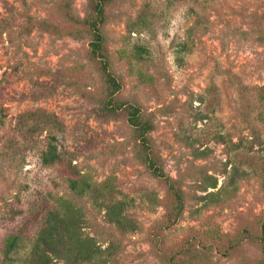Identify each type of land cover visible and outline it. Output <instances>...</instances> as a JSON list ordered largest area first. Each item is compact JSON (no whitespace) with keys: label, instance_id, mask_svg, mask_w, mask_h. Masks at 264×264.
<instances>
[{"label":"rangeland","instance_id":"obj_1","mask_svg":"<svg viewBox=\"0 0 264 264\" xmlns=\"http://www.w3.org/2000/svg\"><path fill=\"white\" fill-rule=\"evenodd\" d=\"M87 3L0 0V249L32 201L49 194L81 209L82 232L104 250L103 264H261L254 237L264 221V0L105 7L101 31L121 83L115 102L140 106L152 152L183 194L167 230L165 181L139 158L126 111L101 112L106 84L89 55L91 36L67 18L88 15ZM35 110L58 118L62 164L41 165L33 146L25 158L3 150L17 117ZM81 176L97 185L99 203L125 201L132 228L69 187L68 178ZM187 242L209 259H188ZM29 247L0 264H25Z\"/></svg>","mask_w":264,"mask_h":264},{"label":"trees","instance_id":"obj_2","mask_svg":"<svg viewBox=\"0 0 264 264\" xmlns=\"http://www.w3.org/2000/svg\"><path fill=\"white\" fill-rule=\"evenodd\" d=\"M112 1L88 0V15L83 18L69 15L67 18L70 23L84 26L91 36L88 43L89 55L92 60L98 63L101 76L106 84V100L103 101L101 112L114 114L120 110L126 111L127 122L132 127L135 139L139 144V158L151 175L165 181L167 187L166 211L165 224L162 228L167 230L173 227L181 216L184 205L183 194L175 186L173 179L163 171L157 156L152 152L147 138L151 123L142 117L140 106L127 101L115 102L114 98L121 89V83L110 69L105 38L101 31L105 7ZM39 23L47 26L45 21ZM72 32L76 34L78 31ZM5 116L4 107L0 103V123ZM60 128L58 118L51 113L38 110L25 112L17 117L13 132L5 140L8 145L3 150L13 157L25 158L28 147L33 146L41 165L62 164L65 161L64 152L56 135ZM71 173L78 175L76 172L71 171ZM67 180L69 187L79 195L89 194L94 203L104 204L108 221L123 230L132 228V220L128 218L125 201L112 200L106 203L104 200L99 203L97 185L88 182L84 176H81L80 179L71 177ZM49 197H51L49 194L48 197L40 195L32 201L29 213L23 218L21 226L16 228L13 235H8L5 238L0 249L2 254L0 259H13L11 256L16 254V249L28 241L30 247L24 260L25 264H83L85 262L103 264L104 250L99 248L91 237L82 232L83 213L81 209L63 197L52 198L50 202L47 201ZM18 213H23V211L20 210ZM29 223L32 225L30 226ZM33 226L34 228H32ZM217 240L222 242L220 237ZM254 240L260 246L263 256L261 264H264V221L260 234L255 236ZM184 253H187L188 259H197L196 261L209 259L205 251H200L195 248L194 244L188 242L182 254ZM168 259H175V255Z\"/></svg>","mask_w":264,"mask_h":264}]
</instances>
